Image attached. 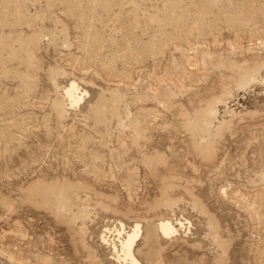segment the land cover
Instances as JSON below:
<instances>
[{
  "label": "rangeland",
  "instance_id": "374dc122",
  "mask_svg": "<svg viewBox=\"0 0 264 264\" xmlns=\"http://www.w3.org/2000/svg\"><path fill=\"white\" fill-rule=\"evenodd\" d=\"M136 225L264 264V0H0V264H135Z\"/></svg>",
  "mask_w": 264,
  "mask_h": 264
},
{
  "label": "bare ground",
  "instance_id": "6f19581e",
  "mask_svg": "<svg viewBox=\"0 0 264 264\" xmlns=\"http://www.w3.org/2000/svg\"><path fill=\"white\" fill-rule=\"evenodd\" d=\"M74 88H72L68 92V94H67L68 96L69 95L75 96V95H73V93L75 94V92H73ZM75 90H76V88H75ZM70 96H69V98H71ZM72 98L74 99V97H72ZM75 98H78L77 95L75 96ZM159 230H160L162 236L165 238L170 237L176 231V230H174L171 223L168 221L161 222L159 224ZM140 233H141V228L139 225H136L132 228L131 233L127 235L125 240L122 241V244H121L122 245V250H121L122 255L119 256V259H121V257L124 259V261L130 259L132 262L137 264L136 261L134 260L132 249H133V246L135 245V242L137 241L138 237L140 236ZM116 251H117V249L115 248V252Z\"/></svg>",
  "mask_w": 264,
  "mask_h": 264
}]
</instances>
